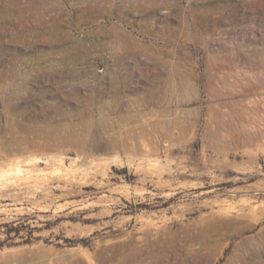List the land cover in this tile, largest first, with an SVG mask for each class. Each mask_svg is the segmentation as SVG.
<instances>
[{
    "label": "rangeland",
    "instance_id": "rangeland-1",
    "mask_svg": "<svg viewBox=\"0 0 264 264\" xmlns=\"http://www.w3.org/2000/svg\"><path fill=\"white\" fill-rule=\"evenodd\" d=\"M0 264H264V0H0Z\"/></svg>",
    "mask_w": 264,
    "mask_h": 264
}]
</instances>
